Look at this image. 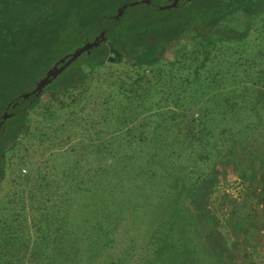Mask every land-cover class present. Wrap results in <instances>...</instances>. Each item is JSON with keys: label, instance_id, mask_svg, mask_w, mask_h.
I'll use <instances>...</instances> for the list:
<instances>
[{"label": "rangeland", "instance_id": "1", "mask_svg": "<svg viewBox=\"0 0 264 264\" xmlns=\"http://www.w3.org/2000/svg\"><path fill=\"white\" fill-rule=\"evenodd\" d=\"M141 1L129 0L124 4ZM255 13L256 31L247 39L249 44L234 46L243 56L264 59L261 40L264 31L258 30L264 20V0ZM95 34L85 33L75 45L56 47L45 71L84 42L93 40ZM202 37L195 30H184L167 43L160 61L149 67L132 65L133 59L128 56L121 62L107 61L102 65L84 61L82 68L86 76L75 87V102L62 88L41 94L38 103L29 110L16 146L6 153V172L0 178V256L4 251L23 254L27 248L37 253V264H111L115 260L119 264H264V82L261 79L264 63L251 69L248 81L254 87L251 93L244 94L240 88L238 79L243 72L226 64L228 52L236 50L233 47L226 48V53L214 49L213 60L207 62L201 78L196 80L195 67L204 58V52H198L195 58ZM105 42L111 46L108 39ZM83 56L78 59L82 60ZM76 64L74 61L65 70ZM216 74L220 75L218 80L214 78ZM36 81H26L15 93L22 88H33ZM187 87L199 92L188 98L190 94L183 93ZM235 88L241 95L238 107L232 108L224 92ZM174 89L182 92L179 107L171 96ZM70 102L74 105H66ZM51 103L56 114L50 117L46 108ZM207 107L212 114L211 146L218 147L198 171L180 155L183 149L171 147L165 153L164 176L148 179L145 157L141 156L124 182L118 183L124 175V157L129 150L118 146L121 137L116 139L115 146L106 147L98 139L103 151L101 158L96 156L98 146L91 138L100 131L111 144L114 141L111 138H116L126 127L120 123L123 117L147 120L150 129L166 117L170 125H159L157 129L163 137H170L189 120L179 122L186 111L198 116L199 108L203 112ZM230 107L236 113H225ZM74 110L76 113H72ZM56 128L60 129L58 137ZM222 128L229 130L224 141L218 136ZM61 136L65 138L59 142ZM168 139L172 140L173 136ZM180 140L181 144L188 141L183 135ZM106 148L120 152L105 154ZM133 154L134 150H129V155ZM185 154L188 155L186 151ZM76 159L86 162L82 169L86 172L72 171L76 175L64 177L75 167ZM22 165L28 169L30 165H49L58 187V180L75 185L76 177L83 186L81 193L68 192L67 203L72 204L68 213L60 211L57 215L55 207L58 205L60 209L67 204L62 189L57 186L51 188V201L37 209L38 220L42 214L46 215L47 209L48 213H55L57 217L49 215L55 217L49 222L50 227L56 228L60 223L56 220L61 219L69 237L58 242L47 241L51 246L47 243L46 251L42 248L46 243L42 240L43 233L36 232L38 220L30 211L29 192L23 196L27 208L20 211L23 205L19 195H23L24 189L18 171ZM100 167L105 169L98 172ZM22 180L25 182L27 178L23 176ZM194 190L198 192L190 197ZM82 210L97 211L100 222L109 219L111 238L101 239L92 231L86 233L84 223L91 219L89 224L93 218Z\"/></svg>", "mask_w": 264, "mask_h": 264}, {"label": "trees", "instance_id": "2", "mask_svg": "<svg viewBox=\"0 0 264 264\" xmlns=\"http://www.w3.org/2000/svg\"><path fill=\"white\" fill-rule=\"evenodd\" d=\"M128 1L0 0V120L2 121L0 126V178L6 172V153L9 149L11 150V148L16 146L20 133L28 121L29 110L35 107L41 94L49 89L62 88L66 95L71 96L72 102L76 101V95H73L77 90L75 87L83 82L86 76L82 68L84 61H93L102 65L107 61L121 62L124 56H128L133 59L132 65L134 66H153L160 61L161 55L169 41L175 40L184 30L192 29L197 31L198 35L204 36V38L200 39L202 42L196 47L198 51L195 52V58L197 59L198 52H204L202 54L204 58L202 61L199 60L200 62L195 67V79L201 78L202 69L205 68L208 61L213 60L211 52L214 49H220L226 53V48L233 47L236 50L228 52L226 64L230 63L229 66H235L240 73L243 72L241 78L238 79L241 82L242 93L252 92L254 87L248 84L251 69L264 63V59H251L243 56V52L235 46L243 45L246 47L249 44L247 39L252 32L256 31L254 29L255 16L257 15L255 12L262 0H179L177 5L172 7L165 5L174 0H150V2L143 0L136 4H128L124 8L123 14H120V8L123 6L120 8L119 6ZM260 24L258 30L264 31V20ZM103 29L106 30L111 46L102 41L90 53L84 52L85 56L81 57L82 60L78 58V60H75V63L77 62L74 65L75 67L64 70L39 96L35 92H31L34 87L29 90L22 88L15 93V90L23 86L26 81L30 80L33 82L45 75L46 65L52 58L51 55L57 49L56 47L66 44L75 45L85 33L94 32L97 35ZM261 40L264 41V34L261 36ZM227 43L231 44L228 45ZM210 45H213V47L209 48ZM215 56H217V53ZM261 73V79L264 82V70ZM219 76V74H216L214 78L218 80ZM234 76L239 78L238 75ZM144 77L145 75H143L141 82ZM186 83L189 84V80H186ZM29 91L31 92L29 97L23 96L24 92ZM195 92L199 91L187 87L183 93H189L190 96L188 98H191ZM200 93L203 94L202 92ZM237 93L236 88L224 92V96L231 103L232 108L239 105L238 99L241 94L238 95ZM171 96L178 102L176 106L179 107L183 99L181 90L174 89L171 92ZM197 103L198 100L192 105ZM66 105L72 106L74 103L70 102ZM52 106L53 104L51 103L46 108V113H49L50 117L56 114L55 110H51ZM232 108L230 107L225 113H236L235 111L232 112ZM199 110L201 112H199L198 116H191V110L186 111L184 118L179 122L189 120L182 125L183 128L174 130L175 132L170 135V137L173 136V139L170 141L168 139L170 137H163L157 129L159 125L168 127L170 125L168 118L165 117L161 123L156 125L157 127L150 129V122L147 120L145 122L142 120L137 121V118L134 119L133 117H123L120 123H122L123 127H126L119 131L116 138L110 137L114 139L111 144L108 137L105 139L100 131L94 134L95 137L91 138L95 146H98L96 156L101 158L103 151L100 149V145L97 144L98 139L102 140V144L106 147L107 145L115 146L116 139L121 137V143L119 142L118 146H125L126 149L134 150L132 156L129 155L128 150L124 157L125 171L121 181L118 183L124 182L127 174L142 159L141 156L145 157V167L147 168L145 169V174L148 179H158L164 176L166 173L164 166L165 153L171 147L183 149L184 152L181 151L180 155L184 157L185 161H190L191 167L198 171L203 167L205 160L211 159L213 150L218 147L216 145L211 146V139L214 134L212 129L209 128V122L212 114L209 113L208 107L207 109L203 108V112L201 108ZM5 112L10 114L6 119L2 117ZM72 113H76V111L74 110ZM218 116L221 119L224 118L222 113H219ZM58 130L60 129L56 128L54 131L57 137L59 135ZM180 135L185 136L188 141L181 144ZM218 136L221 140H226L229 136V130L226 128L220 129ZM64 138V136H61L58 141L60 142ZM68 139L70 140L72 137L69 136ZM68 139L65 140L68 142ZM114 151L117 154L120 152L119 149L108 151L106 148L105 154ZM185 151L188 155L185 154ZM85 160L88 161L89 158ZM85 165V161L76 159L75 167L71 171H67L69 175L63 176L73 177V173L76 175L75 172L85 171L82 170ZM51 169L49 165L41 167L30 165L29 169L22 165L18 171L20 175L18 178L23 183L24 189L23 195H19V198H22L23 205L20 211L22 209L25 211L27 208L23 196L25 192H29L30 211L35 214L33 217L36 220H38L36 217L38 215L37 209L51 201V188L53 186L58 187L55 184L57 177L52 176ZM104 169L100 167L98 172ZM23 176L27 178L25 182L22 180ZM138 176L144 177L140 173H138ZM73 181L75 185L69 184L67 181L61 182V180H58V189H62L63 197H68L69 191L76 194L82 192L83 186L77 177ZM88 190L91 189L89 188ZM197 192L194 190L190 193V197H195ZM67 197L64 204L69 201ZM57 207L58 205L55 209L58 211L57 215H59L60 211L68 213L72 204L67 203L65 207L60 209H57ZM82 212L84 214H92L91 217L93 218V221L89 224L88 222L91 219H87V223H84L85 227L83 230L86 229V233L92 231L101 239L111 238L112 231L109 219H104L100 222L97 211L87 212L82 210ZM45 213L46 215H41L35 227L36 232H38L37 235L43 233L42 240L46 243L42 244V248L46 251L48 250L47 246H51L49 242H58L69 237L65 232L66 226L62 225V220L55 219L60 223L56 228H51L49 222L57 216L55 213H48V209ZM49 215L55 217L50 218ZM25 249L26 251L23 254L20 252L19 255L18 253L4 251L0 256V264H37V253H32L27 248ZM14 258H17L15 262ZM111 264H119V262L115 260Z\"/></svg>", "mask_w": 264, "mask_h": 264}, {"label": "water", "instance_id": "3", "mask_svg": "<svg viewBox=\"0 0 264 264\" xmlns=\"http://www.w3.org/2000/svg\"><path fill=\"white\" fill-rule=\"evenodd\" d=\"M150 2V0H144ZM179 0H174L172 3L168 4L167 7L176 6ZM137 2H131V4H136ZM129 3L124 4L122 8H120V14H123L124 8L128 6ZM108 39L106 35V30L103 29L99 35H97L93 40H88L84 42L80 47H78L73 52L61 57L58 59L43 75L41 78L37 80L36 86L31 92H35L37 96L49 85L51 84L54 79H56L64 70L65 68L73 63L77 58H79L84 52L90 53L91 50L95 47L100 45L102 41H106ZM29 92H24L23 96L29 97ZM10 114L8 112L3 113L2 117L4 119L8 118ZM2 121L0 120V126Z\"/></svg>", "mask_w": 264, "mask_h": 264}, {"label": "flooded vegetation", "instance_id": "4", "mask_svg": "<svg viewBox=\"0 0 264 264\" xmlns=\"http://www.w3.org/2000/svg\"><path fill=\"white\" fill-rule=\"evenodd\" d=\"M172 2H173V1H172ZM172 2H171V3H172ZM168 4H170V3H168ZM168 4H167V5H168ZM167 5H165V6H167ZM165 6H162V7H165ZM100 32H101V31H100ZM100 32H99V33H100ZM99 33H98L97 35H99ZM97 35H96V36H97ZM96 36H95V37H96ZM54 80H55V79H54ZM36 83H37V81H36ZM35 86H36V84H35ZM35 86H34V87H35ZM48 86H49V85H48ZM48 86H47V87H48ZM33 89H34V88H33ZM33 89H32V90H33Z\"/></svg>", "mask_w": 264, "mask_h": 264}]
</instances>
